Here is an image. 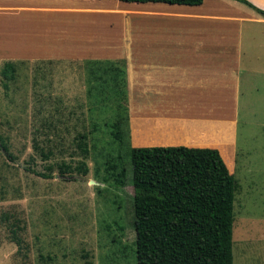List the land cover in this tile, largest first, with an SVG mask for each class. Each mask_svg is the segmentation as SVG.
<instances>
[{
	"label": "rangeland",
	"instance_id": "374dc122",
	"mask_svg": "<svg viewBox=\"0 0 264 264\" xmlns=\"http://www.w3.org/2000/svg\"><path fill=\"white\" fill-rule=\"evenodd\" d=\"M7 4L15 7L0 10V67L4 61L24 63L17 68V89L10 97L3 95L0 84V135L15 157L11 160L0 148V264H139L133 244L132 187L102 181L103 158L96 150L90 149L84 159L85 174L60 175L54 165L51 177L43 178L25 166L45 172L48 163L82 159L72 137L90 127L81 62L97 58L90 54L113 51L105 43L128 35L132 23L145 26V15L136 14L142 5L119 0ZM76 4L89 10H61ZM104 6L109 10H95ZM47 113L54 128L40 124ZM91 135L97 138L95 149L103 146L114 154L108 125L99 124ZM33 138L43 148L53 146L49 159L33 151ZM235 141L232 264H264L261 85L241 90ZM15 224L20 227L19 252L10 239Z\"/></svg>",
	"mask_w": 264,
	"mask_h": 264
},
{
	"label": "crops",
	"instance_id": "0c3cea01",
	"mask_svg": "<svg viewBox=\"0 0 264 264\" xmlns=\"http://www.w3.org/2000/svg\"><path fill=\"white\" fill-rule=\"evenodd\" d=\"M246 1L264 11V0ZM135 3L145 26L90 54L124 60L129 145L215 147L232 173L241 90L264 87V16L238 0ZM77 5L61 10H89Z\"/></svg>",
	"mask_w": 264,
	"mask_h": 264
},
{
	"label": "trees",
	"instance_id": "16d2710c",
	"mask_svg": "<svg viewBox=\"0 0 264 264\" xmlns=\"http://www.w3.org/2000/svg\"><path fill=\"white\" fill-rule=\"evenodd\" d=\"M125 2L161 1L196 5L201 0H119ZM264 16V11L246 0H238ZM19 61H4L0 67V84L4 96L17 89ZM86 111L90 127L73 137L81 160L60 161L44 165L45 172L25 166L34 175L51 177L53 166L60 175L85 174L84 159L90 149L103 158L102 181L131 185L132 226L135 231L134 254L139 264H232L231 237L233 196L236 182L225 164V152L215 147L139 146L128 143L125 64L122 59H86ZM50 113L40 124L54 128ZM99 124L109 126L111 150L97 148L91 135ZM115 144V145H114ZM0 148L11 159L4 137ZM31 148L42 159H49L53 146L43 148L34 138ZM29 160H32L29 158ZM29 165V164H27ZM130 166V176L127 168ZM7 218V217H4ZM17 224L10 228V239L20 251ZM48 259H50L48 257Z\"/></svg>",
	"mask_w": 264,
	"mask_h": 264
}]
</instances>
